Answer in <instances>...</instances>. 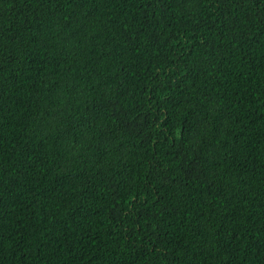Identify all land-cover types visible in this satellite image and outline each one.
Here are the masks:
<instances>
[{
	"label": "trees",
	"instance_id": "1",
	"mask_svg": "<svg viewBox=\"0 0 264 264\" xmlns=\"http://www.w3.org/2000/svg\"><path fill=\"white\" fill-rule=\"evenodd\" d=\"M0 264H264V0H0Z\"/></svg>",
	"mask_w": 264,
	"mask_h": 264
}]
</instances>
